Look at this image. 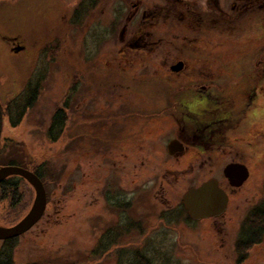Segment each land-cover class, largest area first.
Returning <instances> with one entry per match:
<instances>
[{"label":"rangeland","instance_id":"374dc122","mask_svg":"<svg viewBox=\"0 0 264 264\" xmlns=\"http://www.w3.org/2000/svg\"><path fill=\"white\" fill-rule=\"evenodd\" d=\"M202 1L0 0V105L22 108L36 90L18 126L3 117L0 164L48 173L47 208L13 264H132L138 252L151 264H239L237 242L264 208V0ZM212 83L216 106L191 88ZM177 95L195 104L191 125ZM180 136L189 145L171 156ZM231 163L250 177L230 188L226 213L190 222L183 195L227 184ZM21 189L20 203L0 190V225L31 208L34 189ZM261 240L242 264H264Z\"/></svg>","mask_w":264,"mask_h":264},{"label":"water","instance_id":"95a60500","mask_svg":"<svg viewBox=\"0 0 264 264\" xmlns=\"http://www.w3.org/2000/svg\"><path fill=\"white\" fill-rule=\"evenodd\" d=\"M184 64L178 63L172 71L178 72ZM184 147L178 141H171L168 146L170 155L183 152ZM224 173L232 185L240 187L248 179L247 168L239 164L228 165ZM17 176L23 178L35 191V199L29 212L17 224L7 227L0 225V241L18 238L30 231L43 217L47 208V191L41 178L26 168L8 165L0 167V185L6 179ZM236 177H239L236 179ZM183 204L191 219L195 221L220 218L226 213L228 205L227 194L219 187L218 181L212 179L198 188H191L183 198Z\"/></svg>","mask_w":264,"mask_h":264},{"label":"trees","instance_id":"16d2710c","mask_svg":"<svg viewBox=\"0 0 264 264\" xmlns=\"http://www.w3.org/2000/svg\"><path fill=\"white\" fill-rule=\"evenodd\" d=\"M200 5L203 6L204 8H207L206 7L207 0H204V2L202 1V4ZM214 13H218V16L222 15L218 11H215ZM35 98H36V90H33L31 91L30 96L27 97L26 99L27 102L22 106V108L19 105L14 106L13 102H10L5 109H3V106L0 105V133L2 131V122L5 114L9 117L12 127L18 126L21 122L22 117L25 115L26 110L30 109L34 105L33 102ZM16 114H17V119L15 118ZM66 122H67V114L65 110L62 108L58 109L56 113L53 115L49 130V137L51 138L52 141L55 142L58 140ZM55 129L58 130L57 131L58 133L57 132L55 133ZM9 165H16V163L10 162ZM35 173L41 178L44 185H46L45 180L47 179L48 173L45 164L40 165L39 168L35 171ZM24 185L31 187L23 178L12 176L7 180H5L0 185V190L3 192V195H6L7 197L12 195L11 200H13L14 203H18L17 199H19V203H20V199H23V197H25L23 195L24 193L21 194L20 196V191L22 190L21 188H24ZM16 205L18 204H14L12 209H15ZM246 226H247L245 227L246 236H244L243 239H240L236 245V249L239 253V260H238L239 264L243 263V260L247 257L248 251L256 244H259L262 241L261 239L264 233V208L263 210H255L253 214L249 217L248 225ZM16 244H17L16 238L4 241L3 249L0 252V264H13L14 261L13 252L15 250ZM132 264H151V262L143 254L138 252L136 253L135 261Z\"/></svg>","mask_w":264,"mask_h":264},{"label":"flooded vegetation","instance_id":"af4514ba","mask_svg":"<svg viewBox=\"0 0 264 264\" xmlns=\"http://www.w3.org/2000/svg\"><path fill=\"white\" fill-rule=\"evenodd\" d=\"M184 68V67H183ZM192 89H195V90H197L198 92L200 91L201 93H204V98H205V100L206 101H208V102H213L214 101V103L213 104H215V106L216 105H218V103H216L215 102V97L213 98V96H211V95H213L215 92H217L218 93V89L219 88H221V87H218L217 86V84H215V83H212V84H208V85H204V84H202V85H194V86H192L191 87ZM175 100H178V101H175V105L176 104H179V109H180V113L182 114V116L181 117H183V120L185 121V123L186 124H190L193 120H195V119H199V116H198V114L195 112V104L193 103V102H186L185 100H182L181 99V96L180 95H177V97H176V99ZM218 100V98L216 99V101ZM196 103V102H195ZM179 109H178V111H179ZM192 109V110H191ZM210 114H212V113H210ZM213 114L217 117V120H218V122H219V119H220V123H223L224 121H226L227 119L226 118H221V115H219L218 113H214L213 112ZM174 115H178L179 116V113L177 112V108H176V106L174 107ZM181 119V118H180ZM176 120L178 121L179 119L178 118H176ZM182 120V119H181ZM182 120V121H183ZM228 121V120H227ZM191 125V124H190ZM191 140V138H189V136H188V138L186 139V138H184V139H182V136H180V137H178V139H174V140H178L182 145H183V147H184V150H183V152H181V153H177V154H183L185 151H186V149H187V146L189 145V141L188 140ZM193 139H195V138H193ZM174 140H172V141H174ZM200 140H202L201 141V143H202V145L201 146H203L204 148L206 147V142H204V137H202L201 136V138H200ZM196 141V140H195ZM170 144V143H169ZM216 144H217V142H216ZM214 145V144H212L211 145V147L212 148H214V146L216 147V148H218V149H222V148H224L225 147V145H223V144H220V145ZM169 146V145H168ZM168 146H167V150H168ZM169 153V152H168ZM176 155V154H175ZM1 156H2V154H1V151H0V159H1ZM171 156H173V155H171ZM0 163H1V161H0ZM231 164H239V165H243V166H245L246 168H247V166L245 165V164H243V163H231ZM9 165V164H8ZM0 166H1V164H0ZM2 166H6V165H2ZM225 170V169H224ZM248 172H249V170H248ZM223 173H224V171H223ZM224 177H225V181L227 182V184H223V182L222 181H220V179L218 180V179H216V178H211L210 180H212V179H215V180H217L218 181V185H219V187L227 194V196H228V205H227V209H228V206H229V201H230V188H233V189H238V188H241L247 181H248V179H249V177H250V172H249V176H248V179L244 182V184L242 185V186H240V187H236V186H234V185H232V183L230 182V180L226 177V175H225V173H224ZM239 177H236V179H238ZM210 180H207V181H205L203 184H205V183H207L208 181H210ZM203 184H201V185H199V186H196V187H191V188H198V187H200V186H202ZM191 188H189V190L191 189ZM189 190H187V192L189 191ZM186 192V193H187ZM185 193V194H186ZM184 194V195H185ZM184 195H183V198H184ZM183 198H182V208H183V211H182V213L183 214H185L186 213V217H187V219L190 221V222H194V223H198V222H202V221H206V220H211V219H214V218H208V219H203V220H199V221H195V220H193V219H191L190 218V216H189V214H188V211H187V209L185 208V206H184V204H183ZM13 201V200H12ZM14 203V202H13ZM221 218V217H220ZM18 223V222H17ZM17 223H15V224H17ZM15 224H13V225H15ZM13 225H8L7 227H10V226H13ZM19 238V237H18ZM18 238H16V239H18ZM3 243L4 244V241H0V243Z\"/></svg>","mask_w":264,"mask_h":264}]
</instances>
